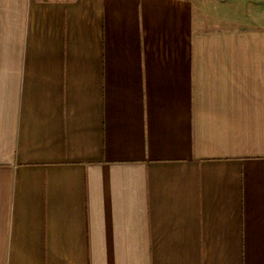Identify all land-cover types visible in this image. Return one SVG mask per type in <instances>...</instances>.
<instances>
[{
	"label": "crops",
	"instance_id": "0c3cea01",
	"mask_svg": "<svg viewBox=\"0 0 264 264\" xmlns=\"http://www.w3.org/2000/svg\"><path fill=\"white\" fill-rule=\"evenodd\" d=\"M0 264H264V0H0Z\"/></svg>",
	"mask_w": 264,
	"mask_h": 264
}]
</instances>
